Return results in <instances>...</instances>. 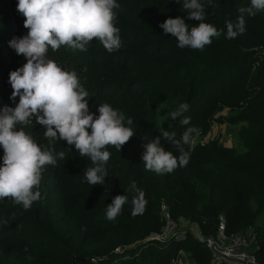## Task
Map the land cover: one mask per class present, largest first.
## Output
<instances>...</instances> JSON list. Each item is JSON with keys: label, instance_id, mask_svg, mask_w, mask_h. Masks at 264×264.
Returning <instances> with one entry per match:
<instances>
[{"label": "trees", "instance_id": "obj_1", "mask_svg": "<svg viewBox=\"0 0 264 264\" xmlns=\"http://www.w3.org/2000/svg\"><path fill=\"white\" fill-rule=\"evenodd\" d=\"M201 2L205 22L222 31L203 50L179 48L159 27L177 16L190 27L199 23L187 18L183 0H117L115 24L122 39L118 51L109 53L96 40L85 52L65 46L49 50V58L77 72L90 94L86 99L91 113L98 115V105L109 103L124 113L125 124L133 120L135 135L120 152L108 147L105 184L91 186L84 178L91 166L88 157L63 140L50 145L35 120L24 126L38 144L63 151L65 161L57 158L55 167L46 166L39 189L42 200L30 209L9 198L0 200V264H170L181 249L194 264H208L209 250L190 235L178 241L145 239L164 225L160 201L169 219L193 223L203 237L214 235L220 219L226 236L245 235L252 227L255 242L249 252L256 264H264V12L253 17L245 13V31L227 39L226 22L236 24L239 9L250 6V0ZM17 3L0 0V109L18 102V97L15 102L9 99V73L26 63L9 46L14 37L28 32ZM182 102L190 105L184 113L189 125L168 117ZM222 110L226 122L238 125L239 146L217 138L190 142L184 145L190 152L186 166L159 175L145 169L144 145L159 135L160 127L175 131L176 139L188 127L195 129L192 136L205 134L211 124L224 120ZM161 146L177 154L163 138ZM133 181L147 201L138 215L132 214ZM124 193L128 202L109 221L106 205ZM259 217L263 221L257 227Z\"/></svg>", "mask_w": 264, "mask_h": 264}, {"label": "clouds", "instance_id": "obj_2", "mask_svg": "<svg viewBox=\"0 0 264 264\" xmlns=\"http://www.w3.org/2000/svg\"><path fill=\"white\" fill-rule=\"evenodd\" d=\"M175 2L180 3V0ZM119 7L117 0H18L17 11L25 18L23 26L28 32L23 37H14L9 46L17 55H23L26 63L9 73L12 88L9 99L15 102L18 97V102L15 107L0 109V148L3 149L0 200L9 198L24 210L30 209L34 202L42 200L39 189L46 166L55 167L57 158L65 161L63 151L55 153L54 148L38 144L33 135L24 130L33 120L43 126V135L50 145L63 140L74 146L81 157L89 158L91 166L84 171L89 185L105 184L109 173L106 165L111 157L107 149L113 146L121 151L135 135L131 127L133 120L128 118L125 124L124 113L109 103L98 105V115L91 113L86 99L90 94L82 86L77 72L63 68L49 58L48 53L62 46L73 52H85L94 40L109 53L118 51L122 39L114 10ZM182 7L189 20L199 21L197 25L190 27L179 16L169 17L159 25L164 33L176 39L179 48L203 50L214 37L222 34L205 22L206 6L201 0H183ZM239 12L236 24L226 22L227 39H234L245 31V13L253 17L264 12V0H250V6L240 8ZM189 108L188 103L182 102L168 117L174 121L179 119L181 125H189L190 117L184 115ZM194 132V128L188 127L181 138L176 139L175 131L160 127L159 135L144 145L145 169L159 175L186 166L190 152L184 145L190 144ZM161 138L175 147L176 155L161 146ZM129 191L135 192L132 214H142L147 204L145 194L134 181ZM127 202L125 193L113 197L106 205V218L115 220Z\"/></svg>", "mask_w": 264, "mask_h": 264}, {"label": "rangeland", "instance_id": "obj_3", "mask_svg": "<svg viewBox=\"0 0 264 264\" xmlns=\"http://www.w3.org/2000/svg\"><path fill=\"white\" fill-rule=\"evenodd\" d=\"M226 114L227 113L224 110H222L220 116L222 118H224L226 116ZM237 128H238L237 124L236 125L230 124V123L226 122L225 118H224V120H221L220 122H216V123L211 124L208 131L205 134H199V133L194 134V136L191 137V143H195L196 141H204L208 138H217L221 143H224L226 145L239 146L238 142H237V138H236ZM161 202L162 201L159 202V209H160V203ZM164 206H165V212L168 214L167 207L165 204H164ZM159 212H160V215L163 216L161 209ZM168 216H169V214H168ZM262 221H263V218L259 217L256 220V223H255L256 226L258 227L259 225H261ZM221 222H222V220H221ZM179 223H180L179 226H175L177 228H175V231L172 234H170V235H168L162 239L164 240V239L168 238V239H171L172 241H178V240H183L185 236L190 235L191 237L195 238L197 241L202 242L204 244V246H206V241L203 240L205 237H203L199 234L197 228H195L193 225H191L190 223H187L185 221H179ZM162 228H163V225H162L161 229ZM243 233H245L244 238H245L246 242L244 245L240 246V249H238V250H239V253L242 252L241 254H243V252H244L245 257L241 258L238 256L240 258V260H236V261L234 260L233 262H229V264H247V256L250 257V254H251L249 252V249L251 248L252 244L255 242V231L251 227V228L246 229ZM211 236L212 235L208 236L209 237L208 238V240H209L208 245H210L209 247H212V245L213 246L218 245V242H216V241H215V244L213 243V241L210 239ZM232 236H234V234L231 235L230 237L229 236H227V237H229V240H230ZM229 240H226V242H229ZM241 247H243L244 251L242 250ZM207 249H208V247H207ZM189 256L190 255L188 252L181 249V250L176 251L175 255L172 258H170V262L173 259H177V260H179V262L181 264H194L192 259ZM222 260H225V259L219 257L220 263H216L212 259L211 261H209L210 262L209 264H221V263H223Z\"/></svg>", "mask_w": 264, "mask_h": 264}, {"label": "built area", "instance_id": "obj_4", "mask_svg": "<svg viewBox=\"0 0 264 264\" xmlns=\"http://www.w3.org/2000/svg\"><path fill=\"white\" fill-rule=\"evenodd\" d=\"M160 209L163 213V216L161 215V217H162V219L165 220L163 228L160 230L159 233L149 234L145 238L146 240H151V239L160 240V239L172 234L175 231V228H177L175 226H179V224H180V223L179 224L174 223L171 219H169L168 214L165 212V206L162 202L160 203ZM229 237H227L224 234L223 223L221 222V219H220L217 226H216L214 235H212L210 237V239L213 241V243L215 244V241H216V242H218V245H214V246L212 245L213 248L209 247L210 246V245H208V242H209L208 238L209 237H205L203 239L204 241H206V247H208V250L210 251V261L213 259L216 263H220L219 262V257H220V258L225 259V260H222L223 263H221V264H229V262H233L234 260L235 261L240 260L239 257H241V258L245 257V255H244L245 253L243 252V254H241L242 252L239 253V250H238V249H240V246L244 245L246 242L244 235L234 234V236H232L230 240H229ZM226 240H229V242H226ZM241 248L243 250V247H241ZM170 264H181V263L179 262V260L173 259L170 262ZM247 264H256L255 259L251 254H250V257L247 256Z\"/></svg>", "mask_w": 264, "mask_h": 264}, {"label": "water", "instance_id": "obj_5", "mask_svg": "<svg viewBox=\"0 0 264 264\" xmlns=\"http://www.w3.org/2000/svg\"><path fill=\"white\" fill-rule=\"evenodd\" d=\"M191 225L195 226L193 223H191Z\"/></svg>", "mask_w": 264, "mask_h": 264}]
</instances>
